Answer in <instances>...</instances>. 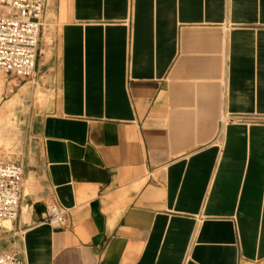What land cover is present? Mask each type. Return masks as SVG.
Returning <instances> with one entry per match:
<instances>
[{"label": "crops", "instance_id": "0c3cea01", "mask_svg": "<svg viewBox=\"0 0 264 264\" xmlns=\"http://www.w3.org/2000/svg\"><path fill=\"white\" fill-rule=\"evenodd\" d=\"M36 70L50 95L28 105L0 251L264 264V0H47ZM51 202L64 228L43 221Z\"/></svg>", "mask_w": 264, "mask_h": 264}, {"label": "built area", "instance_id": "2783aa9c", "mask_svg": "<svg viewBox=\"0 0 264 264\" xmlns=\"http://www.w3.org/2000/svg\"><path fill=\"white\" fill-rule=\"evenodd\" d=\"M46 6L47 0H0V72L16 78L35 73ZM3 8L6 14L1 13ZM23 180L22 162L0 158V227L19 217ZM43 221L54 228H64L68 210L57 202L48 203ZM0 264H22V261L13 253L0 251Z\"/></svg>", "mask_w": 264, "mask_h": 264}, {"label": "rangeland", "instance_id": "374dc122", "mask_svg": "<svg viewBox=\"0 0 264 264\" xmlns=\"http://www.w3.org/2000/svg\"><path fill=\"white\" fill-rule=\"evenodd\" d=\"M6 14V10H1ZM37 71V70H36ZM35 74L30 77H10L0 72V87L5 90L0 96V158L20 161L35 121L28 119V105L37 106L49 99L50 93L39 85ZM23 103V105H22ZM4 224H9L6 222Z\"/></svg>", "mask_w": 264, "mask_h": 264}]
</instances>
